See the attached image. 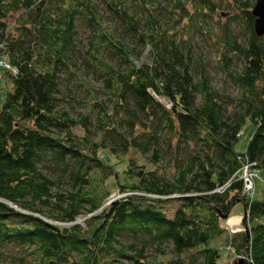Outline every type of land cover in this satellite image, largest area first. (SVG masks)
Instances as JSON below:
<instances>
[{"label":"trees","instance_id":"trees-1","mask_svg":"<svg viewBox=\"0 0 264 264\" xmlns=\"http://www.w3.org/2000/svg\"><path fill=\"white\" fill-rule=\"evenodd\" d=\"M255 1L0 0L13 82L0 109V264H220L214 239L233 250L228 264H264V200L240 171L264 167ZM131 149L140 158L122 159L120 183L109 158ZM111 175L120 196L105 205ZM238 203L243 229L230 231Z\"/></svg>","mask_w":264,"mask_h":264},{"label":"rangeland","instance_id":"rangeland-1","mask_svg":"<svg viewBox=\"0 0 264 264\" xmlns=\"http://www.w3.org/2000/svg\"><path fill=\"white\" fill-rule=\"evenodd\" d=\"M223 17H224L223 11L221 10L220 17H214V18L218 20V19L223 18ZM213 25L214 24L211 21L207 22L206 28L209 29ZM196 40L203 50L204 57H206V59H209L212 63L218 62V60H217L218 59V53H217L215 47H213L211 41L203 40L202 36H199V35L196 36ZM147 55H148V48L145 50V52L143 54V59H146ZM133 63L135 65H138V62L135 60H133ZM9 71H10L9 68H7V66H6V59L4 57H0V109L2 107L4 100H5L7 92L11 91L12 87H13V82H12V79L10 77ZM96 85L101 87L102 83L97 82ZM225 85L229 86L228 81H227V83H225ZM228 90H233V87L230 85V87H228ZM78 93H79V91L76 90L75 94H78ZM85 93H86V91H85ZM97 95H98V98H97L98 101H103L105 99H106V101L108 100L107 96L103 93L98 92ZM157 98L160 99V101L163 102L165 105L169 106V104L167 103V101L164 98H161V97H157ZM108 103H110V102H108ZM254 128H255L254 124L251 121L247 120L245 125L242 128V134L238 137V141L235 144L236 152L243 153L245 151L246 144H247ZM74 131L76 133H79L80 132L79 127L75 128ZM126 157H130L132 160H134L137 163V160L140 158V154L137 152V150L131 149V150H129L128 154H120L116 157L111 156V159L109 158V163L111 165H114V169L116 168V172L118 174V178H119L120 183H125V181H126L124 178L123 169H125L127 167V163H126V160H122V159H125ZM246 164H249V167L251 165L250 163H245L244 165H246ZM148 166L150 168V165H148ZM243 166H242V168H243ZM242 168L240 169V171L242 170ZM250 169L252 170V168H250ZM252 171H254V170H252ZM242 180H243V178H242ZM251 181H252L253 188L250 190V192H247L245 190V186H244V191L249 195V197L251 199L264 200V167L259 168L258 171H254L253 177L251 178ZM244 184L245 183L243 180V185ZM107 185L109 187V190L111 191V194L107 198V200L105 201V205L106 204L108 205V203L113 198H115L116 196H118L120 194L119 192L116 191V188H117L116 178L113 175H111L110 177L107 178ZM236 205H240V203H238ZM242 207H244V206L242 205ZM167 208H168L167 210H168L169 214H172V212L174 211L173 208L172 207H167ZM240 214L241 213H238L237 216L230 214L229 217H227L225 220H222L223 226L226 227L230 231L243 229L242 219L244 218V216H246V214H244V212H242V216H240ZM235 221H236V223H235ZM211 244L214 246H217L219 248V252H220L219 263L220 264H228L230 262L232 256H233V250L231 248H228L225 245L226 243H224V241H219V239L212 240ZM238 258L241 259L242 257H240V255H239Z\"/></svg>","mask_w":264,"mask_h":264},{"label":"water","instance_id":"water-1","mask_svg":"<svg viewBox=\"0 0 264 264\" xmlns=\"http://www.w3.org/2000/svg\"><path fill=\"white\" fill-rule=\"evenodd\" d=\"M251 14L254 16V32L256 35L261 36L264 35V0H256ZM244 214H246V209L244 207ZM226 219V217H223Z\"/></svg>","mask_w":264,"mask_h":264},{"label":"built area","instance_id":"built-area-1","mask_svg":"<svg viewBox=\"0 0 264 264\" xmlns=\"http://www.w3.org/2000/svg\"><path fill=\"white\" fill-rule=\"evenodd\" d=\"M253 173L254 171L250 169L249 164L244 165L241 170V177L244 180V183H245L244 186L247 192H250V190L253 188L252 181H251V178L253 177Z\"/></svg>","mask_w":264,"mask_h":264},{"label":"crops","instance_id":"crops-1","mask_svg":"<svg viewBox=\"0 0 264 264\" xmlns=\"http://www.w3.org/2000/svg\"><path fill=\"white\" fill-rule=\"evenodd\" d=\"M235 211H236V212H235ZM238 211H239V212H238ZM242 212H243V207H242V205L240 204V205H236V206L232 209L231 214L237 216L238 213H241L240 216H242ZM236 221H237V220H236ZM236 221H235V223H236Z\"/></svg>","mask_w":264,"mask_h":264},{"label":"bare ground","instance_id":"bare-ground-1","mask_svg":"<svg viewBox=\"0 0 264 264\" xmlns=\"http://www.w3.org/2000/svg\"><path fill=\"white\" fill-rule=\"evenodd\" d=\"M243 212H244V207H243ZM240 257H242V255H241ZM240 261H241V260H240Z\"/></svg>","mask_w":264,"mask_h":264}]
</instances>
